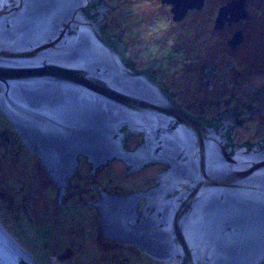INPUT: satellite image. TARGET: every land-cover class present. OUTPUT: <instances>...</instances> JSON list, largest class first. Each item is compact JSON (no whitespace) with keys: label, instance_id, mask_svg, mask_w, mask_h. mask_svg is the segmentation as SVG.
Segmentation results:
<instances>
[{"label":"water","instance_id":"95a60500","mask_svg":"<svg viewBox=\"0 0 264 264\" xmlns=\"http://www.w3.org/2000/svg\"><path fill=\"white\" fill-rule=\"evenodd\" d=\"M88 3L0 0V99L16 122L1 106L23 140L59 180L72 173L81 154L96 164L115 157L136 167L170 162L166 187L179 169L189 183L169 197L164 184L157 210L145 211L162 240L140 242L146 229L132 227L125 218L136 215L125 210L122 233L131 232L137 247L161 262L174 256L172 264H263L264 142L233 147L222 127L193 118L149 71L129 64L86 11ZM124 126L144 134L150 154L126 147ZM135 197L105 194L88 203L98 205L107 224L110 201L125 209L124 201ZM60 199L61 193L64 206L85 201ZM6 237L0 230V264H31Z\"/></svg>","mask_w":264,"mask_h":264},{"label":"rangeland","instance_id":"374dc122","mask_svg":"<svg viewBox=\"0 0 264 264\" xmlns=\"http://www.w3.org/2000/svg\"><path fill=\"white\" fill-rule=\"evenodd\" d=\"M133 8L121 4L114 15L107 14L106 27L112 32L126 30L122 36L133 50L132 54H138L137 65L143 67L157 59L155 65L160 76L176 92L177 101L191 111L203 110L209 116L224 106L237 105L243 111L244 123L235 127L236 143L264 139L263 73L252 72L247 79L240 76L237 80L235 76L233 81L220 80L227 77V72H214L206 56L192 54L186 42L175 35V28L166 15L156 13L149 21L132 26L125 12ZM155 23L157 27L150 29ZM130 144L133 146L134 142ZM78 167L66 178L61 192L62 182L54 183L0 102V220L38 264H164L145 254L137 245L119 244L110 248L98 241L97 245L86 243L82 250L71 248L77 243L83 246L85 234L81 230L95 224L98 217L97 211L90 210L83 202L72 206L59 202L60 193L64 203L92 198L90 171L87 172L90 166ZM115 171L119 174L123 169ZM101 174L99 182L93 175V185L108 193L113 183L101 180ZM136 176H140L139 173L132 175ZM119 177L124 178L116 175L115 179ZM101 192L96 195L100 197ZM69 248L73 254L68 255Z\"/></svg>","mask_w":264,"mask_h":264},{"label":"flooded vegetation","instance_id":"af4514ba","mask_svg":"<svg viewBox=\"0 0 264 264\" xmlns=\"http://www.w3.org/2000/svg\"><path fill=\"white\" fill-rule=\"evenodd\" d=\"M121 4L134 6L133 9L125 12V18L129 20L132 26L141 23V21H149L156 13L166 15L175 28V35L186 42L191 53L195 56H206L212 62L215 68L212 69L214 72L225 70L227 77L220 80L225 81L227 79L225 82H228L235 80V76L237 80L240 79V76L243 79H247L252 76V72L259 74L258 71H260L264 75V0H89L87 5L88 13L101 21L104 33L113 44L123 50L127 55L129 64L136 71H149L151 77L157 80L164 90L193 118L218 128L222 127L221 129L225 131V135L229 139V144L233 147L242 144H249L251 147L255 143L264 142V139H261L253 143H236V140H234L235 127L244 123L243 111H240L237 105L224 106L209 116L203 110H199L200 113L191 111L177 101L176 92L160 76L159 70L155 65L157 59L150 61L143 67L138 66L136 63L138 54L135 52V54H132L133 50L123 40L122 32H126V30L121 29L112 32L107 30L106 27L108 23L107 14L114 15V12L119 10ZM156 27L157 24L155 23L150 29ZM198 42L202 44L201 47H199ZM200 50L204 51L201 53ZM210 57L214 58L216 63ZM216 80L218 79L215 78L213 81L216 82ZM211 85L212 83H210ZM122 130L125 132L124 143L128 149L140 151L141 156L150 154L152 143H148L145 140L143 133L134 132L128 126H124ZM130 141L134 142L133 146H131ZM159 150L160 147H157L156 151ZM178 157L181 159L185 158L182 153ZM85 164H89L90 169L87 172L92 171V177L95 176L96 181L99 182L98 177L102 173L101 180H107L113 185L110 192H101L102 195L100 197L96 195L97 192L102 191L98 190L99 186L92 187V198L83 202L90 210H96L98 217L95 224L92 223L88 229L81 230L85 234V243H83V246L78 243L75 246H71V248L77 250L78 247L83 249L86 243L97 245L98 241H102L103 245L110 248L119 244L139 246L130 231V233H122L123 210L136 215L135 218L131 215L130 217L127 215L125 218L129 220V224L132 227L136 228L139 226L146 229L144 233L142 232L143 235H140V242H142L141 240L148 241L153 239L154 236L157 237L158 234L152 233V222L148 219L150 215L147 216L145 211L152 214L157 210V204L160 201L164 184L166 196L169 197L179 192L181 187L189 183V179L185 175L186 171L179 169L177 172L184 174L178 173L177 179L166 187V184L171 180L170 176H172L174 168L170 162L148 161L136 167L133 163L129 164L124 159L115 157L96 164L87 155H79L78 168H83ZM121 169L123 171L119 174L115 171L120 172ZM138 173L140 176L132 177V175ZM71 174L65 175L63 180L56 179L52 175L51 179L55 184L58 182L63 183ZM115 174L124 178L115 179ZM105 194L121 198L131 195L136 197L128 204L124 201L125 209L122 208L119 200L118 202L113 201V204L110 201L108 203L110 206L107 209L113 210V216L109 218L106 224L99 208L88 203V201L94 202L98 200ZM113 206L114 208H112ZM161 214L162 212H159V215ZM147 230H150V233ZM123 235L131 237L124 239ZM161 238V236H158L155 239L161 241ZM73 253L69 248L68 255Z\"/></svg>","mask_w":264,"mask_h":264},{"label":"bare ground","instance_id":"6f19581e","mask_svg":"<svg viewBox=\"0 0 264 264\" xmlns=\"http://www.w3.org/2000/svg\"><path fill=\"white\" fill-rule=\"evenodd\" d=\"M0 87L2 89V84H0ZM1 100V103L3 105V107L6 109V111L8 112V114L10 115V117H12L14 119V121L16 122L15 120V117H14V114H13V111H12V107H9V106H6L3 104V99H0ZM0 230L1 232H3L4 236H7L6 238H9L8 240L10 242H12L15 246L19 247L20 250L22 252L25 253V256L27 257L28 261L31 263V264H38L33 255L31 253H29V251H27L22 245L21 243L11 234V232L6 228V226L3 224V222L0 220ZM170 259L164 261V264H172L173 262H175L176 258H174V256H171L169 257Z\"/></svg>","mask_w":264,"mask_h":264},{"label":"trees","instance_id":"16d2710c","mask_svg":"<svg viewBox=\"0 0 264 264\" xmlns=\"http://www.w3.org/2000/svg\"><path fill=\"white\" fill-rule=\"evenodd\" d=\"M86 11H87V9H86ZM88 12V11H87ZM106 35V34H105ZM107 36V35H106ZM107 38L109 39V37L107 36ZM113 43V42H112ZM117 46V45H116ZM118 48H119V46H118ZM120 50H121V48H120ZM122 52H123V50H121ZM123 54L125 55V57H126V59H127V55L123 52ZM39 160H40V158H39Z\"/></svg>","mask_w":264,"mask_h":264}]
</instances>
